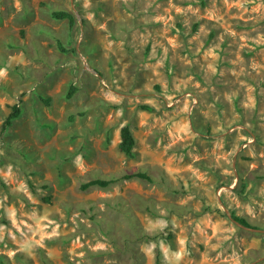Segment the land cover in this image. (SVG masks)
Returning <instances> with one entry per match:
<instances>
[{
  "label": "rangeland",
  "instance_id": "rangeland-1",
  "mask_svg": "<svg viewBox=\"0 0 264 264\" xmlns=\"http://www.w3.org/2000/svg\"><path fill=\"white\" fill-rule=\"evenodd\" d=\"M0 254L264 264V0H0Z\"/></svg>",
  "mask_w": 264,
  "mask_h": 264
},
{
  "label": "trees",
  "instance_id": "trees-1",
  "mask_svg": "<svg viewBox=\"0 0 264 264\" xmlns=\"http://www.w3.org/2000/svg\"><path fill=\"white\" fill-rule=\"evenodd\" d=\"M53 17L58 20H68L70 27H74V25L77 23L76 16L73 11L67 10V9H55L53 11ZM59 48L64 50V47L61 42L58 43ZM99 71V69H96ZM76 91V87L72 86L69 93L68 97H72L73 94ZM142 108L144 109H150V106L148 105H143ZM22 109L19 107V105H14L12 108L11 113L9 116L6 118V120L3 123L2 130L5 131L7 130L10 126H12L14 120L18 118L21 115ZM137 145V140L136 137L133 133V130L129 125H125L121 128V142L119 144L120 150L125 153L127 156L133 157L135 155V147ZM131 179H140L149 183H157L160 181L159 178L154 176L152 173L149 171L145 170H134L130 172H126L121 175L117 176H112L110 178H105V177H98L95 179H92L82 185V189L86 190L91 187H100V188H108L112 184H115L117 182L123 181V180H131ZM245 183H242L240 191H244L243 189L245 188ZM50 199V198H46ZM233 217L238 220L240 223L244 224L245 226L253 227L247 219L244 217H240L233 214ZM23 264H32L30 260L28 259H21ZM46 264H52L50 260L45 259L44 260ZM0 264H12L10 259L7 256L1 255L0 254ZM157 264H161V261L158 259Z\"/></svg>",
  "mask_w": 264,
  "mask_h": 264
},
{
  "label": "water",
  "instance_id": "water-1",
  "mask_svg": "<svg viewBox=\"0 0 264 264\" xmlns=\"http://www.w3.org/2000/svg\"><path fill=\"white\" fill-rule=\"evenodd\" d=\"M96 74L99 75V72L96 69H92ZM228 214L230 215V218L237 223L238 225H240L241 227L248 229V230H252V231H262L261 229L255 228V227H249V226H245L244 224L240 223L238 220H236L229 212Z\"/></svg>",
  "mask_w": 264,
  "mask_h": 264
}]
</instances>
